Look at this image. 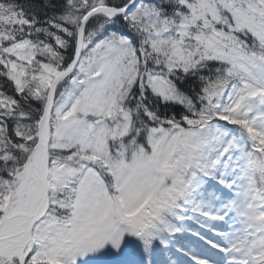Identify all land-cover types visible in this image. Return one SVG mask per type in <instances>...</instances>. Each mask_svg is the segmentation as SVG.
Masks as SVG:
<instances>
[{"label": "snow or ice", "instance_id": "6c2138e0", "mask_svg": "<svg viewBox=\"0 0 264 264\" xmlns=\"http://www.w3.org/2000/svg\"><path fill=\"white\" fill-rule=\"evenodd\" d=\"M0 264H264V0H0Z\"/></svg>", "mask_w": 264, "mask_h": 264}]
</instances>
